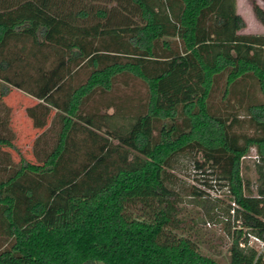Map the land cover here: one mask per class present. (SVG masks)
Returning a JSON list of instances; mask_svg holds the SVG:
<instances>
[{
  "label": "trees",
  "instance_id": "16d2710c",
  "mask_svg": "<svg viewBox=\"0 0 264 264\" xmlns=\"http://www.w3.org/2000/svg\"><path fill=\"white\" fill-rule=\"evenodd\" d=\"M250 7L264 26V10ZM243 26L234 0H0V147L14 146L4 133L10 88L36 99L24 112L38 130L33 159L0 157V264H219L174 231L169 168L193 150L195 166L238 204L234 214L219 208L231 238L225 264H264L247 245L248 234L264 240V224H230L250 210L240 160L251 146L264 197V33ZM132 80L145 93L133 115H121L131 97H109ZM219 80L223 99L239 95L225 114L208 103ZM240 82L258 96L239 92ZM101 94L123 124L102 119L113 115L94 103ZM237 108L250 133L232 129ZM217 200H201L210 218Z\"/></svg>",
  "mask_w": 264,
  "mask_h": 264
},
{
  "label": "rangeland",
  "instance_id": "374dc122",
  "mask_svg": "<svg viewBox=\"0 0 264 264\" xmlns=\"http://www.w3.org/2000/svg\"><path fill=\"white\" fill-rule=\"evenodd\" d=\"M235 11L243 18L244 26L240 28L239 32L243 33H262L264 32V26L259 23L251 10L250 0H234ZM254 2L259 5L264 10V0H254ZM82 76L81 72L77 75L78 78ZM249 82V81H248ZM222 81L219 80L216 87H214L208 96V103L210 108L213 110H222L223 114L226 113L225 110L230 111L231 103L239 97V95H231L225 99L222 98L221 86ZM184 80L181 76L176 77L174 83L175 90L177 92L184 85ZM243 83H238L236 89L246 90L252 92L254 96H258L255 88L242 86ZM249 86V85H248ZM143 84L139 81L132 80L129 81L125 87H119L115 91L111 92L109 98H114V96L121 97L125 99L130 98L127 106L129 108L124 110H116L121 115H133L135 112L134 103L140 100L144 95ZM109 95V94H107ZM177 96L178 93H176ZM105 96V95H104ZM96 95L95 104L100 108L101 112H108L113 115L112 118L103 115L102 119L110 124H123L126 119L120 118L118 112L112 108V106H105L107 104L108 96ZM227 99V102L225 100ZM245 99V98H243ZM5 106H7L8 111L6 112L7 125L8 128L5 129L4 133L11 137L13 142V147L9 148L6 146L0 147V157L5 156L10 157V162L15 164L20 154L26 158L33 159L30 153V144L35 137V133L38 131L32 126L31 120L25 115L24 107L35 102L36 99L31 95L25 93L22 90L16 88H10L9 92L5 95ZM99 100V101H97ZM3 109V108H2ZM224 110V111H223ZM5 111V110H4ZM0 113H3L0 111ZM237 118L240 120L237 124H233L232 129L235 132H245L250 133L251 127L247 123V116L245 115L242 108H237L235 111ZM52 114V113H51ZM5 116V113H4ZM53 137V135H51ZM53 141L52 139H48ZM256 153L253 146L249 147L246 154L240 160V173L248 178L251 188V194H247L244 198L248 201L250 210L243 211V214H238V219L234 220L233 215L230 217V224L237 226L241 218H252L255 219L257 223L264 224V197H257L255 194V164L257 160L254 157ZM194 159L200 161L201 156L198 151H186L177 154L175 159L171 162V167L169 171L172 173L173 187L177 191V206L179 208L178 218H180L179 228L174 229L177 234L186 235L193 239L197 245L200 252L211 256L219 264H225L228 259L227 248L230 244V236L224 229L223 219L219 208H223L226 204L231 206L230 195L227 188L224 185H219L213 174L210 173L209 169L197 168L194 163ZM198 188L202 190L203 196H197L191 193L192 188ZM217 197V205L210 209L209 213L213 212L212 218L205 214L204 207L202 206L201 200L206 198ZM235 209L238 207L237 202H235ZM207 205V202H206ZM234 209V208H233ZM230 211V210H229ZM234 212V211H233ZM234 214V213H233ZM219 218V219H218ZM217 219V220H216ZM249 238V237H248ZM256 245L255 242L252 244ZM81 264H100L98 260L88 259L83 261Z\"/></svg>",
  "mask_w": 264,
  "mask_h": 264
},
{
  "label": "built area",
  "instance_id": "2783aa9c",
  "mask_svg": "<svg viewBox=\"0 0 264 264\" xmlns=\"http://www.w3.org/2000/svg\"><path fill=\"white\" fill-rule=\"evenodd\" d=\"M245 155V154H244ZM243 155V156H244ZM242 156V157H243ZM254 157H255V159L257 160V154L256 153H254ZM262 170H263V172H264V165H263V167H262ZM236 204H235V202L233 201V200H231V206H230V213L232 214L233 213V211H234V206H235ZM248 239H247V245H249V246H251V247H253V248H255V250L257 251V253H262V254H264V240H262L261 238H259V237H257V236H255V235H253V234H248ZM252 242H255L256 243V245H254V243L252 244ZM239 245H243V243L242 242H239Z\"/></svg>",
  "mask_w": 264,
  "mask_h": 264
},
{
  "label": "crops",
  "instance_id": "0c3cea01",
  "mask_svg": "<svg viewBox=\"0 0 264 264\" xmlns=\"http://www.w3.org/2000/svg\"><path fill=\"white\" fill-rule=\"evenodd\" d=\"M240 30V29H239ZM239 30H238V32H239ZM262 33H264V32H262Z\"/></svg>",
  "mask_w": 264,
  "mask_h": 264
}]
</instances>
